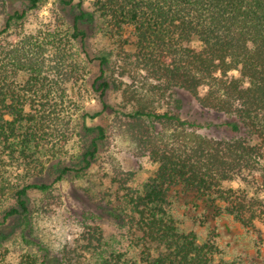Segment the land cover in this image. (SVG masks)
<instances>
[{
	"label": "trees",
	"instance_id": "obj_1",
	"mask_svg": "<svg viewBox=\"0 0 264 264\" xmlns=\"http://www.w3.org/2000/svg\"><path fill=\"white\" fill-rule=\"evenodd\" d=\"M36 9L41 0H27ZM75 0H62L72 5ZM84 0L72 27L52 26L35 34L16 33L0 39V205L13 196L15 206L4 219L28 212L29 192H45L51 185L32 181L56 158V148L68 143L69 89L76 85L83 64L74 45L85 48L83 25L98 27L111 46L98 58L104 109L109 89L121 90L113 55L121 76L143 72L148 89L136 95L122 87L132 103L126 115L125 136L138 157L157 169L141 186L129 185L133 172H116V183L129 210L131 244L145 264H264L226 259L216 231L204 236L181 228L171 211L169 194L180 187L212 202L214 217L240 225L258 251L264 228V0ZM25 13L8 17L0 35ZM110 54V55H109ZM172 89L188 94L203 113L222 117L227 135L213 137L203 127L170 111H157L155 101ZM98 114L94 115L97 116ZM83 128L104 139L103 126ZM212 125L208 124L207 128ZM98 151L97 140L82 155L88 167ZM61 180L72 169L56 167ZM239 180L241 187H226ZM158 248V249H155ZM123 255H110L104 264H122ZM125 256V255H124ZM133 263H136L134 258ZM16 264H44L24 254Z\"/></svg>",
	"mask_w": 264,
	"mask_h": 264
},
{
	"label": "rangeland",
	"instance_id": "obj_2",
	"mask_svg": "<svg viewBox=\"0 0 264 264\" xmlns=\"http://www.w3.org/2000/svg\"><path fill=\"white\" fill-rule=\"evenodd\" d=\"M77 3L78 0L72 5H65L62 0H41L38 8L29 9L27 0H0V31L6 27L9 16L25 13L24 19L12 22V28L0 35V39L12 40L16 33L35 34L56 25L69 30L78 13ZM89 5L90 0H84L83 7L87 11ZM82 27L87 32L85 48L75 44L74 54L82 62L83 69L77 84L69 89L70 102L67 103L69 114L66 120L70 122L71 137L65 148H56V158L32 179L51 187L45 192H29L27 213L4 219L5 210L15 206V200L13 196L3 199L0 205V264H16L24 254L44 264H104L110 255L120 254L125 255L122 264H145L131 244L130 213L116 183V172H133L129 185L138 187L157 169L148 158L135 154L133 144L124 133L125 117L132 112L133 104L123 99L122 87L129 85L136 95H143L149 82L139 71L129 70L121 76L118 69L121 63L111 55L109 69L115 71L121 90L106 92L105 102L109 107L104 109L100 91L94 89L93 84L100 74L98 58L110 53L111 46L96 25ZM154 107L157 111H170L182 120L202 126L199 132L205 135H227L217 127L223 118L203 113L196 101L183 91L170 90L155 101ZM83 115L94 116L85 118L89 127H104V139H98L96 132H85ZM208 124L212 127L207 128ZM94 139L98 151L90 165L84 168L82 155ZM56 167H69L72 171L56 180ZM225 186L237 189L241 183L235 180ZM169 201L182 229L194 230L203 236L216 231L226 259L240 257L246 263L264 260V228L262 244L257 251L240 225L227 217L213 216L214 205L207 198H198L193 191L177 187L171 190ZM134 258L136 263L132 262Z\"/></svg>",
	"mask_w": 264,
	"mask_h": 264
}]
</instances>
